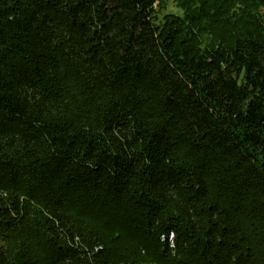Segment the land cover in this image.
I'll list each match as a JSON object with an SVG mask.
<instances>
[{
    "label": "trees",
    "instance_id": "obj_1",
    "mask_svg": "<svg viewBox=\"0 0 264 264\" xmlns=\"http://www.w3.org/2000/svg\"><path fill=\"white\" fill-rule=\"evenodd\" d=\"M174 1L0 0V264H264V0Z\"/></svg>",
    "mask_w": 264,
    "mask_h": 264
},
{
    "label": "rangeland",
    "instance_id": "obj_2",
    "mask_svg": "<svg viewBox=\"0 0 264 264\" xmlns=\"http://www.w3.org/2000/svg\"><path fill=\"white\" fill-rule=\"evenodd\" d=\"M166 12L181 13V10L177 7L174 0H168L166 8H159L158 16L161 19Z\"/></svg>",
    "mask_w": 264,
    "mask_h": 264
},
{
    "label": "built area",
    "instance_id": "obj_3",
    "mask_svg": "<svg viewBox=\"0 0 264 264\" xmlns=\"http://www.w3.org/2000/svg\"><path fill=\"white\" fill-rule=\"evenodd\" d=\"M172 235H173V232L170 233V236L168 238L170 247H174V241H173ZM162 239H164V238H162Z\"/></svg>",
    "mask_w": 264,
    "mask_h": 264
}]
</instances>
